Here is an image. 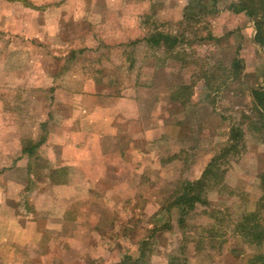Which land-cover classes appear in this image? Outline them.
<instances>
[{
	"label": "rangeland",
	"instance_id": "1",
	"mask_svg": "<svg viewBox=\"0 0 264 264\" xmlns=\"http://www.w3.org/2000/svg\"><path fill=\"white\" fill-rule=\"evenodd\" d=\"M237 2L208 0L199 12L187 9L189 0H0L6 128L16 116L23 144H37L46 82L64 69L71 77L94 71L116 83L111 95L134 92L148 102L143 113L155 134L145 151L156 161L145 173L165 175L118 186L91 234L97 245L86 242L64 261H47L49 246H8L0 236V264H251L264 255V242L250 244L236 229L249 214L264 225V114L250 93L264 82V47L254 40L253 20L229 9ZM158 33L178 41L172 48L145 42ZM235 59L242 62L236 76ZM165 110V134L158 136ZM233 129L241 132L237 147L218 158ZM200 178L199 200L181 212L173 203ZM58 238L52 248L60 254Z\"/></svg>",
	"mask_w": 264,
	"mask_h": 264
},
{
	"label": "crops",
	"instance_id": "2",
	"mask_svg": "<svg viewBox=\"0 0 264 264\" xmlns=\"http://www.w3.org/2000/svg\"><path fill=\"white\" fill-rule=\"evenodd\" d=\"M98 49L103 47H94ZM66 71L52 76L43 88V135L37 144H23L17 117L6 128L7 113L0 111V236L8 246H49L47 261H64L63 255L76 251L77 245L96 244L91 234L118 186L165 179L160 169L154 176L145 173L156 161L145 151L155 134L143 113L148 102L134 92L111 95L110 86L116 83L94 71L88 77H71ZM167 103L175 112V103ZM168 117L163 111L158 136L165 134ZM7 165L13 170L3 171ZM55 237L62 243L60 254L52 248Z\"/></svg>",
	"mask_w": 264,
	"mask_h": 264
},
{
	"label": "trees",
	"instance_id": "3",
	"mask_svg": "<svg viewBox=\"0 0 264 264\" xmlns=\"http://www.w3.org/2000/svg\"><path fill=\"white\" fill-rule=\"evenodd\" d=\"M208 0H189V6L187 9L195 10L199 9V12L204 10L205 2ZM212 3H215L217 0H210ZM232 7H229L231 11L235 12H244L250 17L256 29L255 34V42L264 47V0H238L237 3H232ZM177 38L171 37L170 35L158 33L156 35H152L145 39L148 45L153 48H160L161 44L164 46L172 48L177 43ZM138 41L134 42L137 43ZM241 61L235 59L232 63V69L234 75H238L242 69ZM251 98L254 103V107L260 115L264 114V82L261 87L254 88L250 91ZM241 138V132L239 129H233L231 131V136L229 138V142L227 148H223L218 158L225 156L233 149H235L238 145V141ZM217 158H212L211 162L206 166L205 171L203 172V176H208L210 173V169ZM203 181L200 178L197 181L187 183L185 188V193L182 197L178 199L177 202L173 203V205L184 213V207H192L193 203L199 200L198 194H196V189L199 186H202ZM195 191V192H194ZM255 221V214H249L243 217L242 222L236 227L239 232H242L243 237L247 239V242L254 245H260L264 242V225L260 222H254L250 225L251 222ZM138 260L134 261L136 263ZM251 264H264V255H256L251 259Z\"/></svg>",
	"mask_w": 264,
	"mask_h": 264
}]
</instances>
